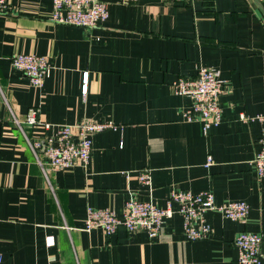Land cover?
Listing matches in <instances>:
<instances>
[{
  "label": "crops",
  "instance_id": "1",
  "mask_svg": "<svg viewBox=\"0 0 264 264\" xmlns=\"http://www.w3.org/2000/svg\"><path fill=\"white\" fill-rule=\"evenodd\" d=\"M103 1L109 19L93 29L52 22L53 0H7L0 13V264H240L234 241L241 232L261 234L264 255V177L254 166L256 117L264 113V0ZM21 53L48 58L41 88L12 66ZM202 68L227 80L224 120L207 133L185 122L192 100L173 86ZM30 109L52 124L24 127L34 138L82 121L116 128L93 136L88 166L57 171L44 156L39 164L15 122ZM142 171L151 173L149 187ZM175 191L247 202L249 218L208 213L211 233L198 241L178 213L156 238L123 227L111 236L84 230L89 207L122 216L130 199L165 207Z\"/></svg>",
  "mask_w": 264,
  "mask_h": 264
},
{
  "label": "built area",
  "instance_id": "2",
  "mask_svg": "<svg viewBox=\"0 0 264 264\" xmlns=\"http://www.w3.org/2000/svg\"><path fill=\"white\" fill-rule=\"evenodd\" d=\"M135 1L137 0H123L125 3ZM53 5L51 20L59 25L93 29L105 23L110 16L109 5L103 0H53ZM7 6V0H0V13H5ZM11 63L36 88L44 85L51 69L47 57L33 53L14 55ZM88 81L89 76L86 72L82 90L84 93L88 90ZM226 85L227 80L222 78L220 71L209 68L200 69L196 78H179L175 81L173 85L175 93L192 100L191 107L183 111L185 122L201 123L205 133L212 127L220 125L224 120L220 98L226 92ZM4 100L6 97L0 84V107ZM242 119L250 118L243 114ZM256 119L262 124V130L259 139L260 150L254 159V166L262 178L264 177V113L258 115ZM15 122L22 129L39 164L43 167L41 156H44L51 168L57 171L68 170L78 165L88 166L91 162L93 136L116 128L112 122L82 121L75 125L61 126L55 135L44 140L34 138L24 130V127H28L33 132L39 128L43 130L52 128V124L41 119L37 109H30L24 121L15 118ZM211 164L213 158L209 157L207 166ZM139 180L142 185L149 187L152 183L151 173L142 171ZM250 211V205L244 201L218 204L214 194L208 191L197 194L190 191H175L171 193L165 207H159L152 202L130 199L125 205L122 216L112 209L89 207L84 230L90 232L101 229L111 236L123 227L128 232L145 230L151 238H156L161 233L165 221L178 213L183 219L187 237L192 241H198L208 238L211 233V225L206 218L208 213H219L228 220L246 223ZM54 243L52 237L47 241L49 246ZM234 244L239 251L240 264H262L264 255L261 234L241 232Z\"/></svg>",
  "mask_w": 264,
  "mask_h": 264
}]
</instances>
